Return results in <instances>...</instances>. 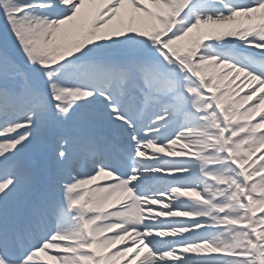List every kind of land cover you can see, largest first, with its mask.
<instances>
[{
    "label": "snow or ice",
    "instance_id": "1",
    "mask_svg": "<svg viewBox=\"0 0 264 264\" xmlns=\"http://www.w3.org/2000/svg\"><path fill=\"white\" fill-rule=\"evenodd\" d=\"M264 0H0V264H264Z\"/></svg>",
    "mask_w": 264,
    "mask_h": 264
},
{
    "label": "bare ground",
    "instance_id": "2",
    "mask_svg": "<svg viewBox=\"0 0 264 264\" xmlns=\"http://www.w3.org/2000/svg\"><path fill=\"white\" fill-rule=\"evenodd\" d=\"M262 107H264V106H262Z\"/></svg>",
    "mask_w": 264,
    "mask_h": 264
}]
</instances>
